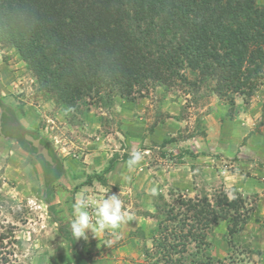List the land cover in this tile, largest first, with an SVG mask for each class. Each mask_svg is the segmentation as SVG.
Segmentation results:
<instances>
[{"label":"rangeland","instance_id":"1","mask_svg":"<svg viewBox=\"0 0 264 264\" xmlns=\"http://www.w3.org/2000/svg\"><path fill=\"white\" fill-rule=\"evenodd\" d=\"M184 75L190 83L195 79L187 71ZM213 87V81L177 82L169 88L150 85L128 100L116 97L111 104L88 99L80 107L82 113L68 114L42 94L13 49L0 47L4 103L62 163L61 186L45 188L38 159L0 136V264H71L65 222L73 210L68 207L74 209L81 194L89 199L94 193L104 196L106 190V196L120 194L124 211L133 217L122 226L131 227L128 237L134 242V254L143 255V264L158 263L153 248L147 249L142 244L145 239L138 236V232L152 236L155 221L150 216L158 196L169 201L172 192L184 198L205 194L210 199L221 190L229 197L236 194L224 188L222 171L228 170L236 141L243 145L244 128L256 127L262 117L250 109L264 105V79L249 97L233 94V107ZM137 150L143 159L129 169L126 161ZM115 157L119 163L104 176L105 185L96 181L82 185L88 176L101 174ZM59 204L61 208H56ZM87 210L93 215L91 206ZM251 221L233 238L226 235L225 223L214 228L208 236L212 256L230 257L233 262L227 264H264L262 222Z\"/></svg>","mask_w":264,"mask_h":264},{"label":"trees","instance_id":"2","mask_svg":"<svg viewBox=\"0 0 264 264\" xmlns=\"http://www.w3.org/2000/svg\"><path fill=\"white\" fill-rule=\"evenodd\" d=\"M0 47L15 51L42 94L64 113H82L91 98L111 104L150 85L169 88L177 82L213 81V92L233 107V94L249 97L264 79V6L256 0H0ZM0 110V136L38 159L48 188L61 176L60 159L50 151V165L36 156L23 135L51 147L2 101ZM118 163L112 158L82 185H105L104 176ZM173 194L169 201L159 195L150 216L155 261L233 262L212 256L208 236L221 222L229 238L243 232L252 216L247 200L222 190L213 199Z\"/></svg>","mask_w":264,"mask_h":264},{"label":"crops","instance_id":"3","mask_svg":"<svg viewBox=\"0 0 264 264\" xmlns=\"http://www.w3.org/2000/svg\"><path fill=\"white\" fill-rule=\"evenodd\" d=\"M256 2L258 5L264 6V0H256ZM0 101L4 103L1 91ZM250 110H252L251 113L257 112V115L262 117H258L259 124L256 127L247 126L244 128L245 140L242 146V143L239 144L236 141V145L233 147L234 155L231 154V157L229 158L230 162L227 167L228 170L222 171V183L224 184L226 191L231 189L250 202V206L252 207L251 222H262L261 229L264 233V105L260 108L258 107V109L252 107ZM254 119L251 120L252 125L254 124ZM214 138L216 137H213V139ZM215 140L218 141L217 138ZM210 169L211 172H214L213 174H215V168L212 167ZM43 179L44 177L42 174V182ZM55 183L59 184L58 186H61L60 179H58L56 182L50 184L49 187L52 188V185ZM55 190L59 189L55 188ZM82 190H84V188H82ZM59 195L62 201L64 200L61 204L66 205V198H63L61 193H59ZM103 198V195L94 193L92 197L87 199V206L96 209ZM61 199L56 197L55 200L59 203ZM251 200L253 201L251 202ZM56 208H61L60 204ZM68 208L73 210L72 212L70 211L71 215H68L69 217H67L68 219L65 222V230H67L68 238L70 240L68 248L75 251L72 255L70 254L71 250L68 249L71 264H73L72 259H75V264H82V261H85L86 264H143V255L139 254L137 256L134 254V242L129 238L130 236L128 237V232H130L131 227L129 230L127 229L128 226L126 224L123 226L121 225L115 233L110 230L106 231L108 234L106 236L104 235V232H96L93 235L91 231H89L86 240L75 239L67 228L69 221L74 218V209H72L71 206ZM92 213H94V210ZM92 218L93 222H95L94 215H92ZM142 220L144 223L147 222L143 218ZM144 237L145 240L142 241V244H144L147 249L152 248L150 238L146 235ZM132 259H134V261Z\"/></svg>","mask_w":264,"mask_h":264},{"label":"clouds","instance_id":"4","mask_svg":"<svg viewBox=\"0 0 264 264\" xmlns=\"http://www.w3.org/2000/svg\"><path fill=\"white\" fill-rule=\"evenodd\" d=\"M143 159V154L140 150L134 151L130 154L126 165L129 169H133ZM109 190L105 191V194ZM99 206L94 209L93 215L95 222H93L92 215L87 210V197L81 194L78 201L73 205L74 218L68 223V230L75 239H87V233L91 231L94 235L96 232L103 233L105 231L116 232L123 223L131 220L133 217L123 209V201L120 194L105 195Z\"/></svg>","mask_w":264,"mask_h":264},{"label":"water","instance_id":"5","mask_svg":"<svg viewBox=\"0 0 264 264\" xmlns=\"http://www.w3.org/2000/svg\"><path fill=\"white\" fill-rule=\"evenodd\" d=\"M23 138L35 149L36 156L42 157L45 162L50 165H53L52 158L49 155L47 148L40 142L39 138H34L28 134L23 135Z\"/></svg>","mask_w":264,"mask_h":264},{"label":"flooded vegetation","instance_id":"6","mask_svg":"<svg viewBox=\"0 0 264 264\" xmlns=\"http://www.w3.org/2000/svg\"><path fill=\"white\" fill-rule=\"evenodd\" d=\"M40 142H41V140H40ZM44 145V144H43ZM46 148H47V150H48V153L51 151V153H52V150H51V148L49 149L46 145H44ZM49 155H50V153H49Z\"/></svg>","mask_w":264,"mask_h":264}]
</instances>
